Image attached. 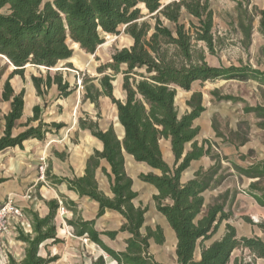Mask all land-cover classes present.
I'll return each mask as SVG.
<instances>
[{
    "label": "trees",
    "instance_id": "1",
    "mask_svg": "<svg viewBox=\"0 0 264 264\" xmlns=\"http://www.w3.org/2000/svg\"><path fill=\"white\" fill-rule=\"evenodd\" d=\"M167 0H0V55L6 57L14 71L4 85L3 100L11 102V110L5 116V132L0 139V152L10 148L22 147L29 139L43 140L49 125L41 120V110L34 109L32 121H40L37 128L30 127L24 133L13 136V130L23 116V90L16 94L10 83L14 76H24L27 65L56 69L60 62L72 59L74 50L71 43L90 55H95L105 42L104 35H119L120 28L125 27V34L132 40L129 48L117 50L111 62L101 65L96 72L100 77L83 79L86 94L84 101H90L99 108L100 97H108L117 107L118 121L124 130L120 140L114 128L102 132L94 122L80 119L81 129L91 131L92 135L103 143V151H95L88 159L85 175L81 178H58L47 171L46 179L53 184L66 183L69 190L81 198L87 197L99 204L98 218L107 210L119 213L125 220L119 232H126L131 237L127 240L124 252H116L102 240L95 230V221H84L80 217L67 220L74 229L75 236L86 237L99 246L117 264H161L150 254V240L156 244L164 243L163 231L145 228L147 209L136 206L138 193L133 190V180L125 169V153L141 164L160 171L141 174L140 180L157 190L154 196L157 211L162 214L174 231L176 246V264H230L234 252L238 249L248 250L255 260L264 261V241L258 237H239L231 224L226 225L224 235L217 241L206 245L218 232L224 222L233 217L228 211L236 196L245 193L264 208V161L249 167H243L214 153L210 140H197L199 128L194 123L206 111L203 106L202 93H194L187 106L190 111L180 115L176 106L178 89L190 92L193 84L219 81H254L264 90V71L261 61L257 67L251 65L214 67L207 60L204 49H197L198 43H204L211 55H216L217 45L222 39L214 32V12L209 0H180L165 6ZM142 7L152 18L155 25L141 21ZM198 20V25L191 22L189 29L180 22L182 11ZM239 29L244 35L243 46L248 49L255 20L259 19V32L264 37V9L254 8L253 12L239 5ZM162 18L175 25V31L165 26ZM264 61V46L260 50ZM67 68H72L69 64ZM118 75L123 76L124 102L114 96L113 82ZM1 78V74H0ZM98 81L99 87L95 84ZM39 95L41 86L47 89L57 85L60 96L66 98L74 89L57 73L54 78L49 74L46 80L33 78ZM214 97L220 101L237 103L242 100L233 96ZM246 114H255L261 119L264 130V105L247 106ZM56 130L63 125L53 124ZM213 129L219 133L216 122ZM240 137V133L234 134ZM168 141L174 157L172 165L164 159L161 141ZM247 139L241 142L245 145ZM189 147V148H188ZM209 157L214 164L208 169H200L194 178L182 182L183 174L191 163ZM105 161L110 173L101 167ZM228 162L240 178L251 181L243 192L235 190L219 196L207 204L205 194L216 190L232 174L223 165ZM101 169L111 185L113 197L106 196L96 180V172ZM62 197V196H61ZM65 199V198H64ZM50 213L40 218L38 213L27 212L31 218L33 232L25 234L20 231L19 239L26 244L25 257L17 262L8 258L9 264H51L57 257L42 258L39 250L47 241L55 244L57 238L55 218L61 205L72 211L76 217L77 204L63 200L48 204ZM252 223L249 218H245ZM264 231V224L258 225ZM143 230L145 231L143 233ZM119 232L105 235L115 240ZM200 250V260L195 258ZM92 264H106L101 256ZM234 264H254L234 260Z\"/></svg>",
    "mask_w": 264,
    "mask_h": 264
},
{
    "label": "crops",
    "instance_id": "2",
    "mask_svg": "<svg viewBox=\"0 0 264 264\" xmlns=\"http://www.w3.org/2000/svg\"><path fill=\"white\" fill-rule=\"evenodd\" d=\"M74 61L76 60L70 59L66 62L75 65L76 62ZM78 62L82 66L89 64V61L85 60L83 57L80 58ZM13 71L14 68L12 67L11 71L6 75L1 73L0 78V139L4 136L5 132V116L11 110V102H5L2 95L4 85ZM68 72L70 74H68ZM57 73L63 75L64 80L70 84L71 89H74L73 93L66 98H62L58 86L53 84L49 89L42 85V95H39L33 83V78H42L46 80L48 74L54 78ZM71 73L73 72L67 68L48 69L45 67L27 65L24 70V76H14L10 81L16 94H19L23 90L25 91L23 116L18 121L17 127L13 130V136L17 137L30 127L37 128L39 126L40 121H32L34 109L36 107L40 108L41 120L44 124L49 125L48 129L50 132L47 133L45 138L41 141L38 139H29L23 143L22 147L10 148L0 152V206L6 202L8 198H11L14 203L22 209L24 214L18 229L9 236L0 238L5 245L7 254H9L6 259L3 253L0 252V264H9V256L13 257L18 263L24 259L26 244L19 239L20 231L25 234H31L33 232L31 218L27 216V212H35L39 214L40 218H45L50 213L47 204L51 201H58L60 204H63V200H68L77 204L78 210L76 217L72 211L65 209L62 205L61 208H64V212L61 211V208L58 210L55 224L57 227V238L61 242L55 244L52 240L47 241L41 245L39 250V256L42 258H47L48 256L52 258L57 257V260L51 264H92L101 256L105 259L106 264H117L112 257L107 255L99 246L89 241L86 237L81 238L75 236L74 229L67 224V220H73L78 217L84 221H95V230L101 234V240L114 251L120 253L124 252L127 248L126 242L131 236L126 232H119L125 223L124 218L119 213L107 210L102 217L98 218L99 204L97 202L87 197L81 198L76 192L69 190L66 183L56 185L53 184L52 181L47 180V184H45L39 180L40 175L38 168L41 159L46 160L51 175L58 178L74 179L81 178L85 175L87 161L95 151H103V143L95 138L91 131L80 128V119L96 123L99 130L102 132H106L113 127L118 138L120 140L124 138V130L118 121L117 107L112 104L108 97H100L98 109L90 101H84L86 91H77V87L75 86L76 78L75 75ZM95 82L98 83V81ZM96 85L99 87V84ZM180 91L186 92L178 89L176 103ZM121 94L123 96L117 98L114 90L116 99L124 102L126 100V94L123 91V87L121 89ZM203 106L205 107L204 103ZM110 107L113 109L112 120L106 117ZM189 111L190 109L188 112ZM79 112H83L85 118H83ZM202 116L194 123V127L199 128L197 140L200 143L203 140H207V136L215 134L212 124L203 122ZM53 124L63 125V128L56 130L51 127ZM199 138L202 140L200 141ZM164 144L167 147L169 157H171L172 162H174L170 142L165 140L161 141V149ZM206 159H209V157H203L199 161L192 162L190 168L183 174L182 182L186 183L193 179L195 173L200 169L210 168L213 164L205 168L203 165L193 168L195 165H198L199 162ZM127 166L130 168L142 166L143 169H145L143 174L153 173L155 175H161L160 171L154 170L146 164L136 162L132 156L125 153V169L129 176ZM101 167L106 168L110 173V167L105 161L101 162ZM190 170L191 176L184 180V175ZM130 178L133 180L132 177ZM96 180L99 189L106 196L112 198L113 194L111 192L110 182L101 169L96 172ZM143 184L152 189L154 196L157 195L155 187L144 182ZM135 187L136 182L133 180V190L138 192ZM137 201L138 197L135 200V205L139 206ZM146 215L145 228H148L146 227ZM160 215L166 221L168 228L175 236L166 218L162 214ZM108 232L119 233L115 240H111L105 235ZM144 232L143 230V233ZM221 237L212 239L210 243L206 245H210ZM150 241L154 240L152 239ZM195 258L200 260V250L196 252Z\"/></svg>",
    "mask_w": 264,
    "mask_h": 264
},
{
    "label": "rangeland",
    "instance_id": "3",
    "mask_svg": "<svg viewBox=\"0 0 264 264\" xmlns=\"http://www.w3.org/2000/svg\"><path fill=\"white\" fill-rule=\"evenodd\" d=\"M49 1V0H46ZM178 2L180 0H167L163 2V6L171 3ZM211 9L214 12V34L222 39V44L217 45L216 55H211L204 43H198L197 49H204L207 62L214 67H230L251 65L257 67L259 60L261 61V69L264 71V61L261 59L260 50L264 46V37L259 32V19L257 18L254 23L251 45L248 49H245L242 45L244 42V35L239 29V5H243L244 9L253 12L256 7L258 9H264V0H209ZM143 18L141 21L148 22L151 26L155 25V19L152 18L148 12L142 7ZM165 26L175 31V25L162 18ZM180 22L185 24L186 29H189L191 22L198 25V20L190 16L185 9L182 11ZM125 27L120 28L119 35H104L105 42L97 50L95 55H90L83 52L79 46H75L71 43V47L74 50L72 60H76L72 64V68H67L70 64L66 61L60 62L56 68L70 69L75 75V86L77 91L81 90L85 92V88L82 84L83 79L100 77L96 70L99 66L111 62V58L117 50L123 48H129L133 43L125 34ZM84 58L89 61L88 65H80L78 60ZM11 64L9 60L0 55V74L5 75L11 71ZM68 74H70L68 72ZM69 76V75H68ZM79 82H81L79 84ZM114 90L117 98H121L123 76L118 75L114 80ZM95 84H98L95 82ZM195 92L202 93L203 103L206 107V111L202 116L203 122L211 123L216 122L219 133L222 137L215 134L207 136L213 144L212 150L214 153L220 154L222 157H228L236 164L249 167L257 162L264 161V130L261 129V119H258L255 114H246L244 109L247 106L257 107L264 105V90L261 89L258 83L254 81L240 82V81H219L215 83L207 82L201 84L195 83L192 86L190 92L180 91L177 98V108L180 115H184L188 112L189 107L187 102ZM214 92H218L219 96H233L239 98L240 102L232 103L226 101H220L214 97ZM79 114L83 117V112ZM79 116V115H77ZM113 109L107 111L106 117L112 120ZM240 133V137L234 134ZM247 139L245 145H241L243 140ZM201 141L202 139L199 138ZM163 155L165 160L172 165V159L169 157L167 147L164 144ZM214 164L211 158L199 162L193 168H197L201 165L203 167H209ZM225 168H229V176L226 181L218 187L216 190L207 192L205 194L207 204L213 202L219 196L230 191V197L235 190L243 192L250 185L251 181L246 178H240L236 171L232 168L228 162L224 161ZM128 168V174L136 182L135 189L138 191L137 204L147 209L146 215V227H152L153 229L160 228L164 234V243L162 245L156 244L154 241H150V252L156 261L163 264H175V249L176 238L174 234L168 228L166 221L156 211L154 204V195L150 187L143 184L139 179V176L144 173L145 169L142 166H135L134 168ZM191 176V170L184 175V180ZM138 181V182H137ZM228 211L233 213V217L230 221L224 222L217 234L212 238L216 239L221 237L226 231V225L231 224L237 230L239 237H258L264 241V231L258 226L264 224V208L260 207L256 201L245 193H240L236 196L234 203L228 207ZM245 218H249L252 223H248ZM211 239V240H212ZM210 240V241H211ZM208 241L206 244H209ZM7 252V251H5ZM9 255V254H8ZM5 256V254H4ZM238 258L239 261L254 264H264L261 259L255 260L248 250L238 249L232 256L230 264H234V260Z\"/></svg>",
    "mask_w": 264,
    "mask_h": 264
},
{
    "label": "built area",
    "instance_id": "4",
    "mask_svg": "<svg viewBox=\"0 0 264 264\" xmlns=\"http://www.w3.org/2000/svg\"><path fill=\"white\" fill-rule=\"evenodd\" d=\"M80 83L81 82H79V84ZM38 171L40 175L39 180L47 184L46 175L48 166L45 159H41ZM61 211L64 212V208H61ZM23 217L24 214L22 209L14 203L13 199L8 198V200L0 206V238L7 237L15 232L21 224ZM5 251V245L0 239V252H2L3 255L5 254L4 257L7 259L8 254Z\"/></svg>",
    "mask_w": 264,
    "mask_h": 264
},
{
    "label": "bare ground",
    "instance_id": "5",
    "mask_svg": "<svg viewBox=\"0 0 264 264\" xmlns=\"http://www.w3.org/2000/svg\"><path fill=\"white\" fill-rule=\"evenodd\" d=\"M75 46H78L77 44H74Z\"/></svg>",
    "mask_w": 264,
    "mask_h": 264
}]
</instances>
